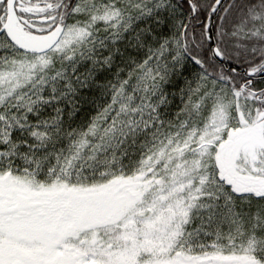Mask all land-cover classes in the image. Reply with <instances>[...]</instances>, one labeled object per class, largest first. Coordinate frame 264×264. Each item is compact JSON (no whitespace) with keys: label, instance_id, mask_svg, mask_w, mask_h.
Listing matches in <instances>:
<instances>
[{"label":"snow or ice","instance_id":"snow-or-ice-1","mask_svg":"<svg viewBox=\"0 0 264 264\" xmlns=\"http://www.w3.org/2000/svg\"><path fill=\"white\" fill-rule=\"evenodd\" d=\"M0 264H264V0H0Z\"/></svg>","mask_w":264,"mask_h":264}]
</instances>
